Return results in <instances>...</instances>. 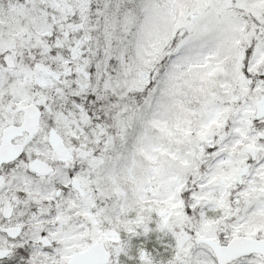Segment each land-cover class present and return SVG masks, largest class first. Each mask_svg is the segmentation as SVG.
Returning a JSON list of instances; mask_svg holds the SVG:
<instances>
[{
  "label": "snow or ice",
  "instance_id": "snow-or-ice-1",
  "mask_svg": "<svg viewBox=\"0 0 264 264\" xmlns=\"http://www.w3.org/2000/svg\"><path fill=\"white\" fill-rule=\"evenodd\" d=\"M0 264H264V0H0Z\"/></svg>",
  "mask_w": 264,
  "mask_h": 264
}]
</instances>
